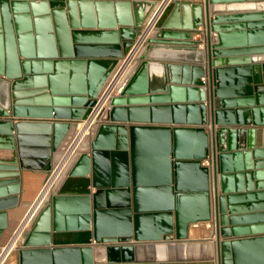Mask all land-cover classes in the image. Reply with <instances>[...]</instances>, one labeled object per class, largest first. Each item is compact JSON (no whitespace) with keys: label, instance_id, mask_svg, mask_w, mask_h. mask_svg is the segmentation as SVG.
<instances>
[{"label":"water","instance_id":"water-1","mask_svg":"<svg viewBox=\"0 0 264 264\" xmlns=\"http://www.w3.org/2000/svg\"><path fill=\"white\" fill-rule=\"evenodd\" d=\"M159 5L0 0V187L18 188L21 169L51 171ZM95 35L112 43L87 41ZM137 59L91 154L76 156L36 214L18 264H264V149L238 128L264 126V0L177 3ZM106 216L122 223L105 228ZM210 221L214 240L188 239ZM92 225L94 244H52ZM7 227L0 209V238Z\"/></svg>","mask_w":264,"mask_h":264},{"label":"crops","instance_id":"crops-1","mask_svg":"<svg viewBox=\"0 0 264 264\" xmlns=\"http://www.w3.org/2000/svg\"><path fill=\"white\" fill-rule=\"evenodd\" d=\"M161 1V0H158ZM182 2H191L192 4H200L204 5V0H176L173 5L166 11L165 15L163 16V20L170 17L173 9L175 8V5L177 3ZM160 25V23H159ZM159 25L157 28H159ZM203 29L205 31V27H201L199 30ZM155 32V31H154ZM214 34H212L213 36ZM193 39H199L198 36H194ZM88 42L93 43H112L111 38H102L100 36H91L87 40ZM203 48L199 47V50ZM206 78H202V80H205ZM208 79H206L207 81ZM189 80L181 79L179 82L183 84H187ZM117 96V95H116ZM9 120H12L13 123L16 121L10 116V118H6ZM30 122H36L34 120H31ZM47 122V121H42ZM75 126V124H74ZM73 126V127H74ZM99 126L95 129L94 133L91 137L88 138L86 143L83 145V150L81 151V154H91V145L93 140L95 139L96 134L98 133ZM239 129L245 128V129H254L255 130V146L259 147V149H264V126H240ZM1 139V135H0ZM245 145L247 143V138L244 139ZM0 143V153L3 152V149L1 148ZM60 157V150L53 153V160L52 165L58 161ZM76 158V157H75ZM74 158V159H75ZM73 159V161H74ZM264 159L259 161H262ZM72 161V163H73ZM258 161L254 160L253 162ZM71 163V164H72ZM110 162H103L102 166L106 170H108V167H110ZM207 166V164H203ZM241 166L245 168V164L241 163ZM111 168V167H110ZM20 183L17 188V186H14L13 184H9L6 186L0 187V209H4L7 213V229L5 230L4 234L0 238V253L2 248L7 244L9 241L11 235L13 232L17 229V227L20 225V223L23 221L29 210L31 209L32 205L35 203L37 198L39 197L41 190L48 178L49 172L48 171H40L38 169L34 168H27V169H21L20 171ZM88 178L92 179L93 174H89ZM18 194L16 196H12L13 192L18 191ZM15 199V200H14ZM44 203V202H43ZM48 202L45 203V205ZM44 205V204H43ZM250 210H256L255 207L250 208ZM121 219V218H120ZM117 217H110L106 216L103 219V225L105 228H110L112 225L122 223V221ZM34 221V220H33ZM255 220H241V223L244 224H250L254 223ZM33 223V222H32ZM32 227V224L28 230L30 231ZM195 233H193V231ZM27 232V233H28ZM27 235V234H26ZM215 224L214 222H200L197 225H191L189 230V236L188 239L190 241H209L215 239ZM26 237V236H25ZM223 239V238H222ZM95 243V232L93 225L91 226V229L89 231H68V232H61V233H54L52 235V244L54 246H80V245H91ZM18 252L13 254L12 261L10 264H18ZM124 264H136V263H124ZM142 264H217L215 261H207V262H184V263H142Z\"/></svg>","mask_w":264,"mask_h":264},{"label":"built area","instance_id":"built-area-1","mask_svg":"<svg viewBox=\"0 0 264 264\" xmlns=\"http://www.w3.org/2000/svg\"><path fill=\"white\" fill-rule=\"evenodd\" d=\"M175 1L176 0H161L160 1L159 7L154 12L151 19L147 23V25L142 29L141 35L136 40L133 48L130 50V52L125 57H123L120 60L119 64L116 66V68L113 70V72L107 79L106 83L104 84L96 100L95 105L92 108H90L86 118L81 122L75 123V126L69 132L67 137L63 140V142L61 143L59 147L60 157L58 161L51 168V171L49 172L48 178L41 190L39 197L37 198L35 203L32 205L31 209L29 210V212L27 213L23 221L20 223L17 229L13 232L7 244L2 248L1 253H0V258L2 254L6 251V249L10 246V244L13 243L14 240L16 241H15V247L13 248L12 253L16 252L19 248H21L23 240L36 214L45 205V203L49 201L54 189L56 188L57 184L60 182L65 172L71 165L73 159L78 154H81V151L84 149L83 145L86 143L88 138L92 136V134L94 133L98 125H100L98 121L100 114L110 104L112 98L118 94L120 88L131 77L132 73L137 68L139 64L138 59H137L139 52L146 44L147 39L154 33V31L158 27L166 11L173 5ZM200 32L204 33V30L201 29ZM85 128L87 129V134L80 138L82 130ZM204 163L207 164V166L211 165V162L209 159L205 160ZM50 182H52V184L48 192L47 199L44 202V205L41 208H39L40 206H38V208L35 210V213L31 217V220H30L31 224L20 232L26 219L28 218L31 211L36 207L41 195L44 193V191L46 190V187L50 184ZM18 234H19V237L17 238Z\"/></svg>","mask_w":264,"mask_h":264},{"label":"bare ground","instance_id":"bare-ground-1","mask_svg":"<svg viewBox=\"0 0 264 264\" xmlns=\"http://www.w3.org/2000/svg\"><path fill=\"white\" fill-rule=\"evenodd\" d=\"M87 134V129H83L82 130V133L80 135V138L85 136ZM53 182V181H52ZM52 182H50V184L46 187V190L44 191V193L41 195L36 207L31 211V213L29 214L28 218L26 219L24 225L22 226L20 232L25 229L26 227H28L31 223H30V220H31V217L32 215L35 213V210L38 208V206H40L39 208H41L43 206V202L46 201L47 199V196H48V192L50 190V187H51V184ZM193 231V230H192ZM19 232V233H20ZM193 233H195V231H193ZM19 237V234L17 235V238ZM15 241H13L12 244H10V246L6 249V251L2 254L1 258H0V264H5L8 260V258L11 256L12 254V251H13V248L15 247Z\"/></svg>","mask_w":264,"mask_h":264},{"label":"rangeland","instance_id":"rangeland-1","mask_svg":"<svg viewBox=\"0 0 264 264\" xmlns=\"http://www.w3.org/2000/svg\"><path fill=\"white\" fill-rule=\"evenodd\" d=\"M16 252H13L12 254H11V256L8 258V260H7V262L5 263V264H10L11 263V261H12V257H13V254H15Z\"/></svg>","mask_w":264,"mask_h":264}]
</instances>
